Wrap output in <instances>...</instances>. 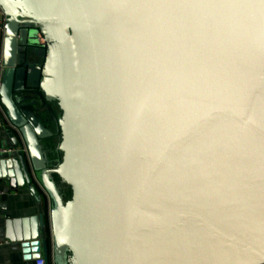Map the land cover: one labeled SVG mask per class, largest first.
I'll return each instance as SVG.
<instances>
[{
	"label": "water",
	"instance_id": "water-1",
	"mask_svg": "<svg viewBox=\"0 0 264 264\" xmlns=\"http://www.w3.org/2000/svg\"><path fill=\"white\" fill-rule=\"evenodd\" d=\"M0 11L7 180L37 202L26 258L264 264V0ZM55 135L52 161L43 141Z\"/></svg>",
	"mask_w": 264,
	"mask_h": 264
},
{
	"label": "crops",
	"instance_id": "crops-1",
	"mask_svg": "<svg viewBox=\"0 0 264 264\" xmlns=\"http://www.w3.org/2000/svg\"><path fill=\"white\" fill-rule=\"evenodd\" d=\"M9 132L6 123L0 125V264H34L35 259L23 254L21 243L38 235L37 202L28 187H9V161L16 155ZM9 148L10 152L1 151ZM42 201L45 225L49 229L45 197Z\"/></svg>",
	"mask_w": 264,
	"mask_h": 264
},
{
	"label": "built area",
	"instance_id": "built-area-1",
	"mask_svg": "<svg viewBox=\"0 0 264 264\" xmlns=\"http://www.w3.org/2000/svg\"><path fill=\"white\" fill-rule=\"evenodd\" d=\"M1 12V11H0ZM0 70H1V60H0ZM3 123H6V125L10 128V129H14L16 130L13 125L9 122L6 114H5V111L0 103V125H2ZM23 151H25L24 147L22 148ZM2 152H10L11 149H3L1 150ZM37 188H38V191L40 192V195L41 197H45L46 199V202H47V208L49 209V201H48V197L47 195L45 194V192L43 191V189L41 188V186L39 184H37ZM34 264H44L42 258H39V259H35V263Z\"/></svg>",
	"mask_w": 264,
	"mask_h": 264
},
{
	"label": "trees",
	"instance_id": "trees-1",
	"mask_svg": "<svg viewBox=\"0 0 264 264\" xmlns=\"http://www.w3.org/2000/svg\"><path fill=\"white\" fill-rule=\"evenodd\" d=\"M48 140L50 141L49 146H50V147H53L54 144H55V140H52L51 138L48 139ZM48 155H49V157L51 158L52 161H54L53 159L56 158V156L54 155V152H52V154H48ZM55 180L57 181V183H58L59 186L61 187L63 193H65V192H64V186H66V185L63 184V183H61V182H59V179H58L57 177H55Z\"/></svg>",
	"mask_w": 264,
	"mask_h": 264
},
{
	"label": "flooded vegetation",
	"instance_id": "flooded-vegetation-1",
	"mask_svg": "<svg viewBox=\"0 0 264 264\" xmlns=\"http://www.w3.org/2000/svg\"><path fill=\"white\" fill-rule=\"evenodd\" d=\"M56 137H57V135H55V136L52 137L51 139H52V140H56ZM49 143H50V141H49L48 139H46V140L43 141V144H44L45 148L48 150V154H52V152H54V155L56 156V158L53 159V160L55 161V160L57 159V157H58V153H56V152L54 151L53 147H50V146H49Z\"/></svg>",
	"mask_w": 264,
	"mask_h": 264
},
{
	"label": "rangeland",
	"instance_id": "rangeland-1",
	"mask_svg": "<svg viewBox=\"0 0 264 264\" xmlns=\"http://www.w3.org/2000/svg\"><path fill=\"white\" fill-rule=\"evenodd\" d=\"M64 192H65V195H67V196L69 195V190L66 186H64Z\"/></svg>",
	"mask_w": 264,
	"mask_h": 264
}]
</instances>
